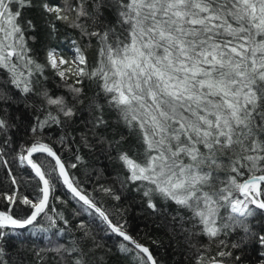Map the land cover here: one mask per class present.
<instances>
[{
    "label": "snow or ice",
    "instance_id": "6c2138e0",
    "mask_svg": "<svg viewBox=\"0 0 264 264\" xmlns=\"http://www.w3.org/2000/svg\"><path fill=\"white\" fill-rule=\"evenodd\" d=\"M37 6L50 34L62 22L94 41V62L77 39L37 61L36 24L26 15ZM49 72L63 93L47 87ZM86 83L96 89L92 134L114 149L121 189L140 193L152 215L177 207L195 264H244L235 250L251 242L264 247V232L252 226L258 212L264 215V0H0V202L8 206L0 210V257L6 238L56 227L50 200L66 189L77 214L126 242L129 264H160L127 230L126 210L116 219L71 173L77 163L56 148L57 140L65 144ZM17 104L33 117L22 144L9 112ZM106 111L128 133L115 144L100 131ZM54 127L58 138L49 135ZM100 190L121 199L111 187ZM75 227L90 235L83 221ZM199 237L208 244L194 243ZM57 251L67 264H89L79 238Z\"/></svg>",
    "mask_w": 264,
    "mask_h": 264
},
{
    "label": "trees",
    "instance_id": "16d2710c",
    "mask_svg": "<svg viewBox=\"0 0 264 264\" xmlns=\"http://www.w3.org/2000/svg\"><path fill=\"white\" fill-rule=\"evenodd\" d=\"M48 2L56 4L61 0H48ZM35 3L39 5L41 0H35ZM26 15L36 24L34 33L36 39L32 42V47L37 61L44 62L45 56L51 48L67 50L70 47V40L77 39L85 49L89 61L94 62L96 52L94 41L89 43L86 38L81 39L78 30L69 28L62 22L58 23V30L50 34L48 22L38 6L28 11ZM47 87L53 95L64 92V89L60 87L59 80L53 77L51 72H49ZM95 96V87H90L86 83L83 102L76 105L77 115L67 128L65 144L62 145L57 140V150L69 163H77V168L71 169V173L83 182V186L105 209L116 213V219H121L118 209L126 210L123 218L127 221V230L150 248L160 264H195L194 249L189 246V240L186 239L189 233L187 231L181 233V221L177 216L179 211L177 207L169 204L163 215H152L140 193L134 191L132 187L121 189L119 181L123 177L115 159L114 149H110L106 142L104 144L96 142L98 136L92 134L94 117L90 110V104ZM9 112L18 125L13 130L15 140L22 144L28 139L25 130L33 119L31 111L26 109L23 104H17L12 105ZM2 114L4 113H0V115ZM17 116L20 119H15ZM105 117L108 119V126L100 130L104 137L115 144L121 135H128L127 130L116 122L114 114L106 111ZM61 134L55 127L49 132L53 138H58ZM84 137H87V143H85ZM131 144L132 141L129 139L125 146L128 147ZM77 155L81 158L79 161L75 159ZM3 179L4 173L0 172V180ZM4 183L7 184V180H4ZM100 185L113 188L121 196L120 201L104 194L100 190ZM57 197L55 200H50L52 209L50 214L57 218L56 227L44 231L40 230L38 226L24 230L23 235L16 234L6 238V242L3 244L4 253L0 257L4 264H67L64 257L58 254L57 249L61 246H69L77 238L80 239V243L87 252L86 258L89 264H129L121 251V244L126 243L122 241V238L106 232L98 219L94 220L87 214H77L79 206L70 199V194L66 189H61L57 193ZM6 207H8L6 202H0V210H4ZM61 215L63 219L69 221L68 225H64L63 219H60ZM173 216H177L175 221L172 220ZM81 221L90 229V235L86 238L75 227ZM252 226L256 232H264V215L258 212ZM184 227L190 228V225L185 224ZM44 228H48L47 221L44 222ZM238 238V234L232 236V240ZM193 242L200 245L208 244L206 237L193 238ZM215 251L213 246L212 254ZM262 251H264V247L256 242H251L243 249L235 250V254L242 256L244 264H261L264 261V256H261Z\"/></svg>",
    "mask_w": 264,
    "mask_h": 264
}]
</instances>
